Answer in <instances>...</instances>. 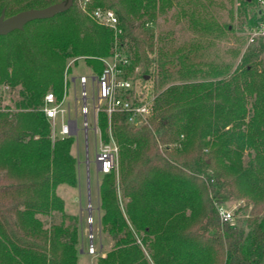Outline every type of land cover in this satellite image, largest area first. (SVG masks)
Returning a JSON list of instances; mask_svg holds the SVG:
<instances>
[{
  "label": "trees",
  "instance_id": "1",
  "mask_svg": "<svg viewBox=\"0 0 264 264\" xmlns=\"http://www.w3.org/2000/svg\"><path fill=\"white\" fill-rule=\"evenodd\" d=\"M66 1L0 0V16ZM89 1L87 11L74 0L0 36V264H78L80 218L57 194L79 185L74 136L54 140L42 106L48 92L64 98L70 60L100 75V59L116 48L130 56L129 74L139 70L133 96L153 100L154 116L152 128H133L125 113L99 114L119 157L99 185L113 246L98 264H264V41L242 37L248 48L232 51L239 63L221 58L235 27L222 23L215 0ZM239 2L247 32L258 0ZM98 7L116 12L117 31L93 19ZM172 10L190 39L150 27ZM5 88L16 93L13 107L2 106ZM233 201L243 205L225 221L219 208Z\"/></svg>",
  "mask_w": 264,
  "mask_h": 264
},
{
  "label": "built area",
  "instance_id": "2",
  "mask_svg": "<svg viewBox=\"0 0 264 264\" xmlns=\"http://www.w3.org/2000/svg\"><path fill=\"white\" fill-rule=\"evenodd\" d=\"M89 0H84L82 6L87 11ZM256 11L258 12L255 24L247 32L248 44H254L259 40L264 41V0H258ZM93 19L110 29L118 30L120 21L116 12L108 8H95L91 11ZM104 63V72L95 75L93 72L89 76H79L78 81L81 85V92L76 96L77 103H82L80 112L83 116L82 130L88 138L89 131H93L96 142L99 143V153L96 155L97 167L100 172L109 174L118 167L119 146L116 143L111 130H109L110 141L104 142L102 132L99 128V114L106 113L111 119L113 114L125 113L128 123L133 128L149 127L152 128V119L154 116L153 100L137 103L133 93L136 91V81L133 75L128 73V67L131 65L130 56L122 49L116 48L115 52L106 58L100 59ZM91 80V89L89 91L88 82ZM66 93L61 101H58L53 92H48L44 97L42 111L51 121L52 138L54 140H64L78 134V111H75L74 118L71 116L70 108L64 107ZM89 101H92L91 108ZM1 110V108H0ZM93 114L90 121L89 114ZM60 120V128L56 126ZM220 215L225 221H234V213L225 206H220ZM91 252H94L91 245Z\"/></svg>",
  "mask_w": 264,
  "mask_h": 264
},
{
  "label": "rangeland",
  "instance_id": "3",
  "mask_svg": "<svg viewBox=\"0 0 264 264\" xmlns=\"http://www.w3.org/2000/svg\"><path fill=\"white\" fill-rule=\"evenodd\" d=\"M239 0H215L216 10L220 13L222 23L232 24L234 32L229 35V38L220 42L218 49L220 51L221 58L226 61L239 63L240 57L234 58L232 51L235 49H241L242 54L248 48L247 43H243L242 37L247 38L246 26L242 24V18L240 17L238 8ZM234 13L232 19L231 13ZM175 11H169L165 15H161L150 26L155 31L161 30H174L176 38L180 40L190 39L191 32L188 29V25L185 20H181L175 17ZM234 58V59H233ZM72 65L69 74L65 75L66 92H68L64 107L67 109L70 106L71 116L74 118L75 111H78V125L79 132L74 136L73 151L78 158L79 162V185L77 188L70 187L68 185H60L57 189V194L65 199L66 212L70 215H76L80 218V230L82 227V233L80 238V257L78 264H98L99 258L104 257L105 253L111 250L113 243L107 237L102 230L100 224V199H99V185L103 178V174L98 172L96 155L99 153V143H96V138L93 131H89L88 138L85 132L82 130L83 116H81L80 108L82 103L76 102V96L80 95L81 85L79 81L72 82L73 76L76 77L85 75L89 76L91 69L88 67L85 60H80L78 63H74V60L69 61V65ZM139 70H135L132 77L137 78ZM139 83V78H137ZM136 83V82H135ZM91 80L88 82V89H91ZM3 93L2 106L13 107V102L10 99L17 98L15 92L9 93V89L5 88ZM92 101H89V107L91 108ZM89 119L92 121L93 114H89ZM60 128V120L56 129ZM87 139V140H86ZM162 148V147H161ZM248 156L246 160H248ZM243 205L242 201H233L226 204L225 208L235 213ZM247 214H250L248 212ZM247 216H241L244 220ZM235 222V220L233 221ZM242 223V221H241ZM81 232V231H80ZM91 245L95 249L91 252Z\"/></svg>",
  "mask_w": 264,
  "mask_h": 264
},
{
  "label": "water",
  "instance_id": "4",
  "mask_svg": "<svg viewBox=\"0 0 264 264\" xmlns=\"http://www.w3.org/2000/svg\"><path fill=\"white\" fill-rule=\"evenodd\" d=\"M74 0L53 4L43 9H28L21 11L13 17H5L3 12L0 16V36H6L14 31L23 30L26 25L36 20L50 19L58 14L69 10ZM99 168V167H98ZM98 169V172H100Z\"/></svg>",
  "mask_w": 264,
  "mask_h": 264
},
{
  "label": "crops",
  "instance_id": "5",
  "mask_svg": "<svg viewBox=\"0 0 264 264\" xmlns=\"http://www.w3.org/2000/svg\"><path fill=\"white\" fill-rule=\"evenodd\" d=\"M78 81V77H76V75L75 76H73V78H72V82L73 83H76ZM67 95H68V92H66V98H67ZM65 102H66V100H65ZM77 102V101H76ZM69 108H70V106H69ZM85 135H86V133H85ZM87 140V139H86ZM97 143V142H96ZM98 168V167H97ZM99 169V168H98ZM71 216V215H70ZM76 216V215H75ZM81 232H82V227H81V230H80Z\"/></svg>",
  "mask_w": 264,
  "mask_h": 264
}]
</instances>
